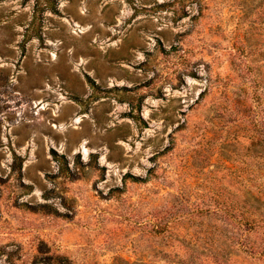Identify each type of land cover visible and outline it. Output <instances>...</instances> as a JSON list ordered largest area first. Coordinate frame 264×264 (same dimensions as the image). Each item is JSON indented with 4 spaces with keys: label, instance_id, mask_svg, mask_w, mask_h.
<instances>
[{
    "label": "rangeland",
    "instance_id": "obj_1",
    "mask_svg": "<svg viewBox=\"0 0 264 264\" xmlns=\"http://www.w3.org/2000/svg\"><path fill=\"white\" fill-rule=\"evenodd\" d=\"M264 264V0H0V264Z\"/></svg>",
    "mask_w": 264,
    "mask_h": 264
},
{
    "label": "trees",
    "instance_id": "obj_2",
    "mask_svg": "<svg viewBox=\"0 0 264 264\" xmlns=\"http://www.w3.org/2000/svg\"><path fill=\"white\" fill-rule=\"evenodd\" d=\"M57 259L58 260L55 262V264H63L62 261L59 258H57Z\"/></svg>",
    "mask_w": 264,
    "mask_h": 264
}]
</instances>
